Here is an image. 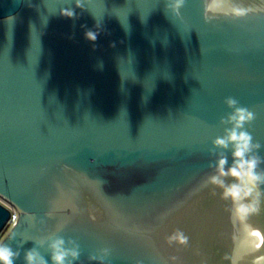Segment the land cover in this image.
Masks as SVG:
<instances>
[{"label": "water", "instance_id": "1", "mask_svg": "<svg viewBox=\"0 0 264 264\" xmlns=\"http://www.w3.org/2000/svg\"><path fill=\"white\" fill-rule=\"evenodd\" d=\"M167 2L0 0V198L16 211L0 243L15 264L55 236L78 243L74 264H246L239 224L264 264V185L241 212L208 179L227 97L254 113L264 158V0H185L179 16ZM9 215L0 203V233Z\"/></svg>", "mask_w": 264, "mask_h": 264}, {"label": "clouds", "instance_id": "2", "mask_svg": "<svg viewBox=\"0 0 264 264\" xmlns=\"http://www.w3.org/2000/svg\"><path fill=\"white\" fill-rule=\"evenodd\" d=\"M184 4L185 0H168L165 5L166 12L179 16ZM76 7L83 8L79 0ZM60 12L66 18H76L74 9L62 8ZM96 27L99 28V24ZM98 34L88 30L85 32V38L94 42ZM224 103L232 111L220 119V124L225 126L224 135L212 141L213 148H220L223 151L217 153L214 174L208 179L210 183L222 187L223 196L231 199L237 205V210L243 212L246 209L245 201L252 196L254 189H260L264 185V169L260 167L264 164V158L258 155L260 143H254L253 136L245 128V125L251 124L255 119L254 113L246 107L239 106L235 98L227 97ZM227 151L231 153L230 165L228 156L225 154ZM229 177L232 178L231 183L226 182V178ZM180 242H186V238L181 237ZM45 244L48 249L47 259L39 251ZM19 256V249L14 250L11 245L0 243V264H15ZM79 257L80 250L76 241L72 239L65 241L63 237L55 236L48 240L34 241V246L24 251L23 259L24 264H74ZM103 259L96 255L89 256V260H99L101 264Z\"/></svg>", "mask_w": 264, "mask_h": 264}, {"label": "bare ground", "instance_id": "3", "mask_svg": "<svg viewBox=\"0 0 264 264\" xmlns=\"http://www.w3.org/2000/svg\"><path fill=\"white\" fill-rule=\"evenodd\" d=\"M238 225V224H237ZM241 228L240 231L237 229V231H239L240 235H238V238L236 240V244H235V248L234 251L237 252V257L246 264H249V250H248V246L250 244H257L259 245L262 241V235L260 234V232L257 229H250L247 232L245 231H241L243 230V225L239 224L238 228ZM258 232H257V231ZM238 233V234H239ZM257 264V263H254Z\"/></svg>", "mask_w": 264, "mask_h": 264}, {"label": "built area", "instance_id": "4", "mask_svg": "<svg viewBox=\"0 0 264 264\" xmlns=\"http://www.w3.org/2000/svg\"><path fill=\"white\" fill-rule=\"evenodd\" d=\"M0 203L2 205H4L10 212L9 219H8L6 226H5V229H6V228H9L11 225L14 224L15 219H16V211L8 202L3 200L2 198H0Z\"/></svg>", "mask_w": 264, "mask_h": 264}, {"label": "flooded vegetation", "instance_id": "5", "mask_svg": "<svg viewBox=\"0 0 264 264\" xmlns=\"http://www.w3.org/2000/svg\"><path fill=\"white\" fill-rule=\"evenodd\" d=\"M6 229H7V228H6ZM6 229L3 230V231L0 233V236L2 235V233H3V235L5 234ZM254 230H255V229H254ZM3 235L1 236V239H2ZM1 239H0V240H1Z\"/></svg>", "mask_w": 264, "mask_h": 264}, {"label": "rangeland", "instance_id": "6", "mask_svg": "<svg viewBox=\"0 0 264 264\" xmlns=\"http://www.w3.org/2000/svg\"><path fill=\"white\" fill-rule=\"evenodd\" d=\"M256 231H257V230H256ZM257 232H258V231H257ZM2 235H3V233H2ZM2 235H1V236H2ZM1 236H0V239H1Z\"/></svg>", "mask_w": 264, "mask_h": 264}]
</instances>
